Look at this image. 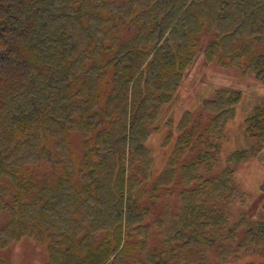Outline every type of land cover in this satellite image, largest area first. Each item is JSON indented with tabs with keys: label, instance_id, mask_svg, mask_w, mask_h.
Wrapping results in <instances>:
<instances>
[{
	"label": "trees",
	"instance_id": "trees-1",
	"mask_svg": "<svg viewBox=\"0 0 264 264\" xmlns=\"http://www.w3.org/2000/svg\"><path fill=\"white\" fill-rule=\"evenodd\" d=\"M201 56L264 84V0H0V253L33 239L47 264L264 257V221L230 214L248 152L221 158L240 91L169 118L153 173L146 142ZM246 134L264 153V99Z\"/></svg>",
	"mask_w": 264,
	"mask_h": 264
},
{
	"label": "rangeland",
	"instance_id": "rangeland-1",
	"mask_svg": "<svg viewBox=\"0 0 264 264\" xmlns=\"http://www.w3.org/2000/svg\"><path fill=\"white\" fill-rule=\"evenodd\" d=\"M212 39L210 34L201 35V45L204 48ZM203 53V52H202ZM203 55V54H202ZM218 88H230L242 93V100L236 108V117L226 128V139L222 146L221 158L247 151V157L234 163V177L242 195L241 200L231 209L232 221L242 214L252 219L264 221V153L252 152V141L246 134V120L254 113L255 108L264 99V84L256 82L255 75H243L241 71L231 68L223 69L217 63L208 64L204 56L198 57L186 71L182 84L175 93L172 101L164 108V115L159 121L158 128L150 134L146 147L153 159V173L158 176L166 167V163L175 141L166 145V137L170 130L165 122L173 121L176 126L182 116L192 113L198 117L203 109V102L212 98ZM175 137L176 130L173 131ZM80 139L75 136L73 145L79 151ZM164 203L159 205L164 208ZM3 215L0 222L6 218ZM2 225V222H1ZM1 258L12 264H47L46 247L33 239H23L0 253ZM233 264H264V257L248 253L239 262Z\"/></svg>",
	"mask_w": 264,
	"mask_h": 264
}]
</instances>
